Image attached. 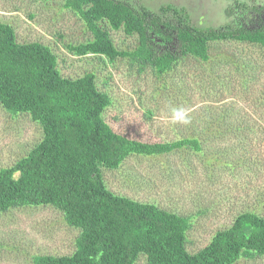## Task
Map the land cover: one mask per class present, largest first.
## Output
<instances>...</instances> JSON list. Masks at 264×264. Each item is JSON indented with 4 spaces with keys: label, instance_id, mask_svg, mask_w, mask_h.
<instances>
[{
    "label": "rangeland",
    "instance_id": "obj_1",
    "mask_svg": "<svg viewBox=\"0 0 264 264\" xmlns=\"http://www.w3.org/2000/svg\"><path fill=\"white\" fill-rule=\"evenodd\" d=\"M67 0H0V21L9 23L19 42L39 41L57 55L63 77L93 73L109 104L104 118L118 132L145 141H171L193 133L202 137L203 154L182 150L163 156L130 155L118 169L104 168L108 188L141 202H154L187 216V250L196 253L237 215L253 210L264 216V47L233 39L210 43V59L191 55L164 76L130 57L78 55L71 46L94 36ZM261 1V0H259ZM158 10L186 6L198 26L226 21L230 0H131ZM115 47L133 51L137 33L115 30ZM169 105L189 110L188 125L162 119ZM224 114V118L217 117ZM221 134L211 136L214 122ZM231 127V129H230ZM204 135V136H203ZM43 137L28 113L9 114L0 104V169L15 164ZM80 229L69 225L53 205L17 206L0 213V264H34L37 254L72 255ZM135 264H149L140 254ZM235 264H264L244 256Z\"/></svg>",
    "mask_w": 264,
    "mask_h": 264
},
{
    "label": "trees",
    "instance_id": "obj_2",
    "mask_svg": "<svg viewBox=\"0 0 264 264\" xmlns=\"http://www.w3.org/2000/svg\"><path fill=\"white\" fill-rule=\"evenodd\" d=\"M66 6L78 12L95 38L71 46L76 54L130 57L161 76L185 55L208 61L214 41L264 47V0H230L226 21L205 27L192 21L186 6L171 3L158 10L131 0H67ZM102 19L115 30L137 33L139 46L118 50L110 32L99 25ZM57 58L44 43L19 42L13 26L0 21V104L9 114H30L43 128L41 141L27 155L0 169V213L17 206L53 205L80 229L72 255L37 254L34 264H135L140 254L149 264H235L244 256L264 258V216L256 211L240 213L191 253L187 216L111 191L104 168L118 169L130 155L203 154L202 137L193 133L151 142L116 131L104 118L109 100L94 74L63 77ZM209 127L211 136L222 133L216 121Z\"/></svg>",
    "mask_w": 264,
    "mask_h": 264
},
{
    "label": "clouds",
    "instance_id": "obj_3",
    "mask_svg": "<svg viewBox=\"0 0 264 264\" xmlns=\"http://www.w3.org/2000/svg\"><path fill=\"white\" fill-rule=\"evenodd\" d=\"M162 119H167L173 124L180 123L188 125L191 122V117L187 108L172 105L168 106L167 111L162 116Z\"/></svg>",
    "mask_w": 264,
    "mask_h": 264
}]
</instances>
